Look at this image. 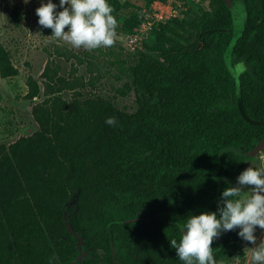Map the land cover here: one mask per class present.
Here are the masks:
<instances>
[{
  "label": "trees",
  "instance_id": "16d2710c",
  "mask_svg": "<svg viewBox=\"0 0 264 264\" xmlns=\"http://www.w3.org/2000/svg\"><path fill=\"white\" fill-rule=\"evenodd\" d=\"M244 1L248 17L232 59L247 67L246 116L224 58L234 31L225 0H211L212 11L199 22L161 25L151 52H139L135 64L120 62L114 76L128 81L117 95L135 92L134 113L92 93L105 76L92 55L54 50L75 61L72 70L52 58L37 78L29 77L25 100L37 129L0 145V264H183L169 240H179L178 225L190 213L216 211L228 186L217 177L220 152H249L264 138V0ZM110 3L115 32H137L142 18L126 14L130 4ZM11 15L19 25L21 9ZM81 66L88 77L78 75ZM0 74H19L2 43ZM108 117L116 123L107 124ZM224 159L222 178L235 184L255 160L233 152ZM238 231L218 236L220 251L214 238L216 263L230 260L242 241Z\"/></svg>",
  "mask_w": 264,
  "mask_h": 264
},
{
  "label": "rangeland",
  "instance_id": "374dc122",
  "mask_svg": "<svg viewBox=\"0 0 264 264\" xmlns=\"http://www.w3.org/2000/svg\"><path fill=\"white\" fill-rule=\"evenodd\" d=\"M121 1L130 4L126 14L135 12L140 15L142 21L150 19L155 25L154 29L148 32L139 28L137 32L129 34L115 32L112 46L86 49L84 47H73L66 41L44 33L42 26L37 23L38 17L35 13L36 8L40 6V0H30L27 4L24 0H0V43L9 50L12 62L19 71L17 76L10 78H2L0 74V145L7 144L20 133H30L37 129L30 114V102L25 100V96L29 91L27 85L29 77L34 76L37 78L52 58L63 67L65 72L72 70V64L75 61L68 62L62 57L54 56L55 49H67L79 55H85L86 53L92 55L105 74L98 83L97 89L92 93L112 98L118 108L134 113L138 109L135 92L132 91L126 97L117 95V89L122 88L128 81L127 79L117 81L114 76L120 71V62L125 61L128 64H135L139 58V52H151L155 33L161 25L168 24L174 19L185 20L189 23L199 22L203 15L212 11L211 0ZM54 2L59 4V0H54ZM14 9H21L23 14L19 25L15 24L11 15V11ZM65 31H67V28ZM178 31L180 34L185 33L182 29ZM131 43L135 45L134 48ZM111 63L115 64L112 65ZM78 75L89 76L86 66L79 67ZM89 91L90 89L85 93L87 94ZM64 96L67 99L71 98V94L68 92H65ZM262 163H264V150L255 157V160L248 162L246 168L251 164ZM76 201L77 197L75 196L66 208L76 204ZM254 235L257 236L256 243L258 244L261 240H264V229L257 226ZM77 237L79 247L84 248L82 237L79 235ZM254 246L252 242L242 240L236 244L230 260H223L216 264H253L251 248Z\"/></svg>",
  "mask_w": 264,
  "mask_h": 264
},
{
  "label": "clouds",
  "instance_id": "9594fccd",
  "mask_svg": "<svg viewBox=\"0 0 264 264\" xmlns=\"http://www.w3.org/2000/svg\"><path fill=\"white\" fill-rule=\"evenodd\" d=\"M35 13L37 23L52 30L51 36L73 47L97 49L114 43L117 19L110 0H59V4L40 0ZM105 122L114 125L116 120L108 117ZM226 182L228 186L220 194L216 211L190 213L178 225L179 240H169L183 264H216L214 238L237 228L242 240L255 245L251 248L253 264H264V240L257 244L254 235L257 226L264 229V163L251 164L237 176L235 185Z\"/></svg>",
  "mask_w": 264,
  "mask_h": 264
},
{
  "label": "water",
  "instance_id": "95a60500",
  "mask_svg": "<svg viewBox=\"0 0 264 264\" xmlns=\"http://www.w3.org/2000/svg\"><path fill=\"white\" fill-rule=\"evenodd\" d=\"M226 4L228 6V8L231 11L232 14V19H233V25H234V31H233V36L232 39L229 43V46L226 50L225 53V62H226V66L228 68V70L230 71V73L232 74V76L234 77L235 81H236V86H237V100H238V105L239 108L242 112V114L244 116H246V112L244 109V103H243V96H242V90H241V76L244 72H246L247 67L245 65V63L243 61L237 62V63H233V51L239 41V39L241 38V36L244 33L245 30V23L248 17V13H247V8L245 5V1L244 0H225ZM247 118V117H246ZM264 121V120H263ZM264 150V138L256 145L255 148H253L251 151L249 152H243L240 148L238 147H228L223 149L220 152V170L218 172V180L220 182H226V181H230L232 185H235V182L230 179V178H226L223 179L222 178V174L225 168V159H224V155L227 152H233L239 156L242 157H246V158H255L257 157L262 151ZM77 197V196H76ZM119 222V221H118ZM122 222H130V221H122ZM66 224L67 227L69 228V230L72 233H75V231L73 230L70 222H69V216H66ZM219 242H220V247L218 249V251H220L223 247H224V241L221 237H215ZM83 241V239H82ZM216 252V251H215ZM213 252V254L215 253ZM88 252H85L80 260H82L83 258H85L87 256Z\"/></svg>",
  "mask_w": 264,
  "mask_h": 264
},
{
  "label": "built area",
  "instance_id": "2783aa9c",
  "mask_svg": "<svg viewBox=\"0 0 264 264\" xmlns=\"http://www.w3.org/2000/svg\"><path fill=\"white\" fill-rule=\"evenodd\" d=\"M154 26H155L154 23L152 21H150V19H145L142 21L140 29H142V30L144 29L148 32H151L154 29ZM136 41H137V38H136ZM131 44H133V43H131ZM134 46L135 45L133 44V48H134Z\"/></svg>",
  "mask_w": 264,
  "mask_h": 264
}]
</instances>
